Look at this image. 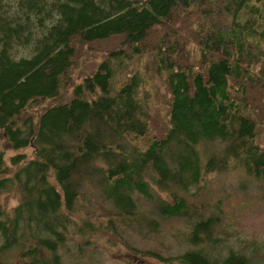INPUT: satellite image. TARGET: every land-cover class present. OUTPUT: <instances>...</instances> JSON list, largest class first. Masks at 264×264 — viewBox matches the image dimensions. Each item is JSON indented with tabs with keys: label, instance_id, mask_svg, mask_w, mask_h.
Instances as JSON below:
<instances>
[{
	"label": "trees",
	"instance_id": "1",
	"mask_svg": "<svg viewBox=\"0 0 264 264\" xmlns=\"http://www.w3.org/2000/svg\"><path fill=\"white\" fill-rule=\"evenodd\" d=\"M0 138V193H19L0 264H63L72 231L144 238L169 216L192 218L188 246L157 259L264 264V243L218 233L219 203H187L210 173L264 178V0H0Z\"/></svg>",
	"mask_w": 264,
	"mask_h": 264
},
{
	"label": "rangeland",
	"instance_id": "2",
	"mask_svg": "<svg viewBox=\"0 0 264 264\" xmlns=\"http://www.w3.org/2000/svg\"><path fill=\"white\" fill-rule=\"evenodd\" d=\"M174 26L177 29V24ZM178 33L180 38L190 41L194 30L185 28ZM0 144L11 149L7 140L0 138ZM198 186L191 185L188 189L187 203L191 213L219 203L223 209L221 218L224 222L230 221L233 224L231 228L227 227L228 233L218 231L229 240V244L247 247L249 244L243 243L245 238L264 243V178L248 176L242 168H238L234 172L207 174ZM89 192L93 199L91 204L88 202L86 205H90L100 218L108 215V204L99 199L101 196L97 197V191L91 189ZM18 197L16 188L0 193V201L6 208L16 204ZM140 207L147 210L145 203H140ZM191 220L192 218L182 216L165 217L161 220L159 231L144 238L138 233H132L128 224H122L119 230H114L110 224L98 236L86 238L72 231L58 250L62 253L63 264H183L179 261L165 263L146 250H158L157 252L167 256L188 246L185 234ZM68 231H71V227ZM238 237L242 243H237ZM8 254L9 264L20 261L18 251L10 250Z\"/></svg>",
	"mask_w": 264,
	"mask_h": 264
}]
</instances>
